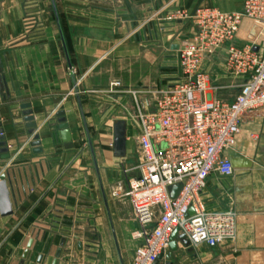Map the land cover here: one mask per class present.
Returning a JSON list of instances; mask_svg holds the SVG:
<instances>
[{
	"label": "crops",
	"instance_id": "crops-1",
	"mask_svg": "<svg viewBox=\"0 0 264 264\" xmlns=\"http://www.w3.org/2000/svg\"><path fill=\"white\" fill-rule=\"evenodd\" d=\"M243 1L0 0V130L10 154L4 160L0 153V178L7 177L13 210L4 216L0 209V264H37L42 255V264H53L59 252L58 264H133L140 245L134 234L140 226L131 201L115 198L114 191L117 184L126 191L127 179L136 174L118 181L111 174L113 166L134 158L130 133L136 140L139 134L128 92L175 83L179 46L195 31L192 22L172 18L175 10L193 12L203 6L235 13L243 10ZM250 25L245 22L240 36L264 48V31L254 35ZM226 57L222 50L207 59L210 80L216 72L228 76ZM114 81L122 83L124 94H110ZM237 84L215 86L220 95L209 92L213 99L233 102ZM25 104H31L37 123L40 154H35L25 122ZM63 107L72 149L65 148L59 135L56 113ZM119 122L126 123L125 157L114 155ZM226 155L235 175L212 176L204 200L209 209L225 211L229 204L221 208L216 196L223 203L225 194L232 197L236 238L216 248L179 244V250L195 264H204L199 255L203 249L217 250L210 264H264V112L244 121L235 148Z\"/></svg>",
	"mask_w": 264,
	"mask_h": 264
},
{
	"label": "built area",
	"instance_id": "built-area-1",
	"mask_svg": "<svg viewBox=\"0 0 264 264\" xmlns=\"http://www.w3.org/2000/svg\"><path fill=\"white\" fill-rule=\"evenodd\" d=\"M175 21H189L194 34L179 46L175 83L153 91H132L134 124L138 129L139 162L128 173L127 190L114 191L128 198L140 230L133 264H155L170 251L176 229L191 248H216L236 238L237 213L211 210L204 200L209 179H231L235 168L226 153L232 151L244 121L264 112V48L258 42L238 43L245 22L264 28V0H244L243 10L225 13L200 6L193 12L182 8ZM258 48V50H256ZM226 50L224 72L243 79L233 102L211 97L207 59ZM114 81L110 94H124ZM181 185L173 199L170 188ZM193 214L190 215V211Z\"/></svg>",
	"mask_w": 264,
	"mask_h": 264
},
{
	"label": "water",
	"instance_id": "water-1",
	"mask_svg": "<svg viewBox=\"0 0 264 264\" xmlns=\"http://www.w3.org/2000/svg\"><path fill=\"white\" fill-rule=\"evenodd\" d=\"M259 32L258 29H255L254 35H256ZM253 39V38H252ZM258 50V48H256ZM74 92L77 96L79 108L83 117V121L85 124V130L88 138V144L96 164L95 159V151L93 147V143L91 140V136L89 133V129L87 127V123L85 120V115L83 112V105H82V99L79 95V89H78V83L75 82V89ZM63 102L62 99L58 100L57 104H61ZM22 109L24 111L25 116V122L27 124V128L29 129V133L33 135L34 142L33 147L35 149V154L42 153V149L39 148L41 146V143L39 141V135L36 134L37 132V123L35 121V117L33 116V111L31 110V104H25L22 106ZM56 117L58 118L59 123V135L61 142L65 145L66 149H72L74 148L72 134L69 128L68 118L66 116L65 108H61L59 112L56 113ZM114 155L116 157H125L127 152V138H126V123L125 122H119L115 125V141H114ZM7 142L5 141V137L3 136V131L0 130V153L3 155L4 160L10 159L9 150L7 148ZM98 171V168H97ZM182 190L181 185H176L170 188V194L173 199H175L180 191ZM107 206V203H106ZM108 208V207H107ZM0 209L4 216H9L13 213L12 210V204L10 200V193H9V186L7 184V177L6 175H3L0 178ZM193 214V211H190V215ZM65 243V241H64ZM64 243L62 246H64ZM179 244H182L185 248L189 249L191 248L189 241L187 240L185 235L180 234V229H176L173 233L171 240H170V251L158 258V260L155 262V264H174L175 260V254L179 251ZM33 241L30 242L28 249L25 254V258L28 257L30 249L32 248ZM61 252L58 253L57 259L53 262V264H58V258L60 257ZM44 256H40L38 258L37 264H42ZM165 261L166 263H163Z\"/></svg>",
	"mask_w": 264,
	"mask_h": 264
},
{
	"label": "rangeland",
	"instance_id": "rangeland-1",
	"mask_svg": "<svg viewBox=\"0 0 264 264\" xmlns=\"http://www.w3.org/2000/svg\"><path fill=\"white\" fill-rule=\"evenodd\" d=\"M250 25V29L251 30H255L258 29L261 32L264 31V28L261 24H258L256 22H247ZM244 27V26H243ZM241 33V32H240ZM240 33L238 35L237 40L239 41V39L241 40V43H252L255 42L256 40H251L250 38L247 39H243V37L240 36ZM194 34V33H193ZM218 77V78H217ZM234 82H238V84L236 86H239L243 83V80L241 78H235V77H231V76H224L223 74H219L218 72L215 73L214 78L210 80L209 83V88L212 89V92H214L215 94L217 93L218 95H220L222 93V91H217L215 92L213 89H215V86H227L226 84H231ZM240 82V83H239ZM237 93V92H235ZM130 139H131V149H130V155L133 156L134 158L132 160H129L125 163H119V165L113 166V169L111 170V174H113V176H116V180L118 181V179L123 178L122 180L126 179V176H129V173L126 175L124 172L133 169L139 162V148L137 145V140L136 137L130 133ZM135 141V142H134ZM258 151L255 150L253 153V156H257ZM124 164V165H122ZM115 174V175H114ZM119 184H117L118 186ZM116 188V185H115ZM219 199L220 202V207H227V205L229 204V208L230 209H226L225 211H229V210H233L232 207V197H228V195L225 194V196L223 197V199H225V203L222 202V199L219 196H216ZM229 200V202H228ZM224 210V209H223ZM217 254V250L215 249H203L201 251H199V255L201 260H205L204 264H210V259L216 257ZM174 264H195V260L192 259L191 256H189L183 249L179 250L176 254H175V260H174Z\"/></svg>",
	"mask_w": 264,
	"mask_h": 264
}]
</instances>
